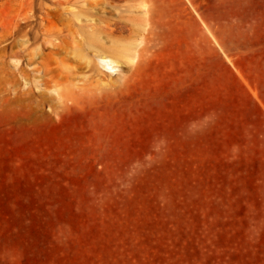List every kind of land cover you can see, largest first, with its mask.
<instances>
[{"label":"rangeland","instance_id":"obj_1","mask_svg":"<svg viewBox=\"0 0 264 264\" xmlns=\"http://www.w3.org/2000/svg\"><path fill=\"white\" fill-rule=\"evenodd\" d=\"M0 49V264H264V0H0Z\"/></svg>","mask_w":264,"mask_h":264},{"label":"bare ground","instance_id":"obj_2","mask_svg":"<svg viewBox=\"0 0 264 264\" xmlns=\"http://www.w3.org/2000/svg\"><path fill=\"white\" fill-rule=\"evenodd\" d=\"M21 1L26 2V1H30V0H21ZM27 3H30V2H27ZM28 25L29 24L25 21L23 24H18V26H17L18 27V33L20 34V37L22 39H25L26 38V34H27V31H28V29H26V28H27ZM57 38H60L61 40H65L67 38V36L66 35H63V34L62 35L61 34L60 35L58 34ZM46 41H48V40H46ZM49 44H53V43L49 41ZM2 52H3V50L0 51V54ZM118 54H123V55L131 56V57H134V58L140 56V52H139V50L137 48V45H133L131 47H122L121 49L118 50ZM31 55H32V57H35L37 55V53L33 52ZM104 57H106V56H103L102 55V58L101 59L102 60H105ZM112 62H114V60H108V61H106V64H110ZM50 94L52 96L51 97V100H55L57 102H62V101L66 100L68 98L67 95L60 94L58 92V90L55 89V88H53L51 90V93Z\"/></svg>","mask_w":264,"mask_h":264}]
</instances>
